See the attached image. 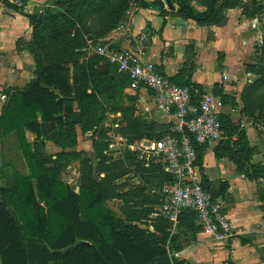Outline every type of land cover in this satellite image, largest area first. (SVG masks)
Returning <instances> with one entry per match:
<instances>
[{"label": "trees", "instance_id": "16d2710c", "mask_svg": "<svg viewBox=\"0 0 264 264\" xmlns=\"http://www.w3.org/2000/svg\"><path fill=\"white\" fill-rule=\"evenodd\" d=\"M175 1L177 13L202 23L221 20L223 10L241 0H205L201 10L191 0ZM122 3L54 0L52 5L24 12L32 26L26 47L33 56L35 77L21 88H5L8 96L0 109V144L6 134L14 131L28 172L13 169L11 184L0 185L1 264H192L173 252L181 247L178 235L182 225L191 231L195 228L196 211L183 209L178 230L172 234L169 221L152 214L160 196L151 189L167 178L165 172L156 165L145 166L130 152L125 159H107L103 153L106 133L102 128L92 139L98 157L96 170L104 172L98 178L86 151L64 149L76 142V124L82 131L91 130L100 124L108 109L121 111L123 123L119 130L129 140L143 135L159 138L169 130L166 122L134 115V105L124 102L123 88L130 81L127 73L118 71L111 62L103 71L98 68L103 56L85 53L87 38L113 27L110 22L127 8L126 2L123 6ZM148 3L143 1L141 5ZM153 3L162 13L165 11L161 0ZM88 16L100 18L97 29L85 21ZM247 69L254 77L241 92V112L256 118V111L264 113V46ZM170 78L190 85L194 97L200 94L188 78ZM100 99L105 100L101 110L97 107L102 106ZM73 112H79L78 122L71 120ZM219 118L225 135L219 142L235 144L231 153L241 151L249 158L255 146L248 143L244 129L226 114H219ZM27 130L34 132L33 141L27 138ZM42 136L62 149L55 156L45 153L39 139ZM190 136L196 162L202 165L207 143H198ZM74 159H78L80 171L77 190L61 177L62 169ZM132 169L141 183L120 190L127 179L124 183L116 179ZM203 186L209 190L204 177ZM113 197L121 200L122 216L106 204Z\"/></svg>", "mask_w": 264, "mask_h": 264}, {"label": "crops", "instance_id": "0c3cea01", "mask_svg": "<svg viewBox=\"0 0 264 264\" xmlns=\"http://www.w3.org/2000/svg\"><path fill=\"white\" fill-rule=\"evenodd\" d=\"M161 1L165 8L163 13L153 2L132 5L125 23L96 36L97 44L105 45L106 51L122 48L139 52L143 58L155 61L164 73L174 79L184 81L188 78L198 92L212 91L218 115L226 114L234 123H239L248 143L255 146L249 158H245L241 151L239 154L231 153L236 149L235 144L219 142L224 134L206 144L202 157L203 177L213 199L231 221L232 234L222 236L219 231L206 230L197 219L192 231L182 225L178 235L181 247L176 256L192 264H264V157L253 159L257 153L264 155V122L254 121L252 115L241 112V92L254 76L247 69V64L255 61V42L262 35L259 16L252 15L247 1L241 0L237 5L225 8L221 20L201 23L177 13L178 4L175 0L171 1L173 7L166 0ZM0 2V88H21L35 77L33 56L26 47L32 37V26L24 12L4 9V3ZM24 2L25 12L53 4V0ZM100 55L103 57L98 68L104 71L109 61L105 53ZM129 94L134 97L129 99ZM123 97L125 103L134 105V115L157 123L166 122V116L155 107L147 89H136L128 84L123 88ZM73 107L77 109L75 101ZM106 119H109L107 128L104 127ZM122 123L120 110L105 111L100 125L92 129L87 146L81 140L82 134L87 131H82L76 124V142L64 149L86 151L91 158L94 176L98 178L104 172L96 170L98 157L95 155L92 139L101 128L123 133L119 130ZM26 135L30 141L35 139L32 131L27 130ZM39 139L43 141L42 150L47 154L55 156L62 149L50 138L42 136ZM2 144L1 154H6L9 150L15 157L19 155V164L15 166L9 154L13 169L26 174L28 169L21 151L19 152V145L17 147L15 132L6 134ZM49 146L52 149L49 150ZM103 153L107 159L115 160L125 159L127 152L120 154L109 149L107 144ZM74 161L78 164L79 178L78 159L69 162L62 171ZM135 173L133 169L126 173L127 181L120 190L141 183ZM65 181L71 184V179ZM11 182L12 178L8 185ZM78 187L79 179L74 189L77 190ZM118 199H107V206L110 201ZM120 204L117 211L109 207L122 216Z\"/></svg>", "mask_w": 264, "mask_h": 264}, {"label": "built area", "instance_id": "2783aa9c", "mask_svg": "<svg viewBox=\"0 0 264 264\" xmlns=\"http://www.w3.org/2000/svg\"><path fill=\"white\" fill-rule=\"evenodd\" d=\"M1 1L23 5V0ZM94 52L105 53L118 71L127 73L130 87L147 89L155 107L166 116L169 124L168 132L159 138L141 136L129 140L123 133L113 131L106 139L109 149L114 145L113 150L118 153L130 152L145 166L156 165L167 174L160 186L151 189L160 196L152 214L166 218L172 234L178 230L182 210L190 208L196 211L204 229L219 231L222 236L231 235V221L203 186L202 165L196 162L190 136L193 135L198 143H209L222 137L213 92L204 91L194 97L190 85L173 81L155 61L143 58L139 52L122 48L106 51L105 45L100 44L94 47ZM5 97V94L1 95V99ZM116 181L124 183L126 175ZM148 227L153 229L152 225Z\"/></svg>", "mask_w": 264, "mask_h": 264}, {"label": "rangeland", "instance_id": "374dc122", "mask_svg": "<svg viewBox=\"0 0 264 264\" xmlns=\"http://www.w3.org/2000/svg\"><path fill=\"white\" fill-rule=\"evenodd\" d=\"M54 1V0H53ZM118 1H123L122 3V6L124 5V3L126 2V5H127V8L125 9V11L121 10L119 11L117 14V18L112 20L110 23H114V26L113 27H116L122 23H125L126 19H127V13H128V10L131 8L132 5L134 4H142L143 1H148V2H153L154 0H118ZM204 1L205 0H191V2L193 3V5L195 6V8L197 10H201L205 7L204 5ZM247 2V7H248V10L249 12L252 14V15H258L259 16V19H260V27H261V30H262V35L260 37V39L258 41L255 42V51H256V55H260L261 53V49L262 47L264 46V0H246ZM3 2V1H2ZM1 3V2H0ZM4 5H5V8L4 9H7V10H17V9H20L22 10L23 12H25L24 10V1H23V5H14V4H9V3H5L3 2ZM19 11V10H18ZM29 12H33L32 9L31 11ZM94 14H92L93 16ZM102 15H100V17L102 18ZM92 16H88L84 17L85 21L90 23L91 27H93L94 29H97L99 27V19L100 18H97V17H92ZM112 26L106 28V29H110ZM112 27V28H113ZM97 42L98 40L95 38L94 35H90L88 38H87V45H86V48L84 49L85 50V53L87 54H90V53H93L94 52V47L97 45ZM18 43V42H17ZM89 44H91L90 46H88ZM19 45V43H18ZM256 60V59H255ZM254 77V76H253ZM5 86H2L0 88V109L2 107V105L4 104V101L5 99L7 98L8 94L4 92L5 90ZM2 94H7L5 99H1V95ZM104 99H100V102H101V107L97 106L99 110H101L102 108H105L104 106ZM109 110V109H108ZM111 111V110H110ZM255 114L257 115L256 118H254V121H257V122H264V113L263 112H258L256 111ZM109 118L111 119L112 116H109ZM107 122H109V119H106V121H104V127H106V124ZM100 125V124H99ZM108 127V126H107ZM106 127V128H107ZM111 129L110 130H105V133H106V138L108 137H111ZM92 133V129L91 130H87V132L85 134H82L81 136V140L83 141V145L87 146L88 143H89V135ZM1 135H0V140H1ZM112 141V140H110ZM17 147H18V144H17ZM114 145L111 146L112 150L114 149ZM0 148L1 150H3V144L1 145L0 144ZM19 149V152H20V148L18 147ZM48 149H52V146H49ZM48 151V150H47ZM123 153H125L123 151ZM11 154V158L14 160L13 164L15 166H17V164H19V162L17 161L18 158H19V155L18 157H15V155L13 154V152H9V150L6 152V154H1V157H2V164L0 165V185H8L11 181V178H12V171H13V166L10 165V155ZM264 157V155L262 153H257L253 159L254 160H259V159H262ZM61 177L65 180H69L71 179V185H73V187L76 188V185L78 184V164H77V161H74L72 162V164L65 170H63L61 172ZM138 178L140 179H137L138 182H141V178L138 176ZM121 203V201L118 199V200H112L110 201L109 206L112 207L115 211L118 210V206L119 204Z\"/></svg>", "mask_w": 264, "mask_h": 264}, {"label": "water", "instance_id": "95a60500", "mask_svg": "<svg viewBox=\"0 0 264 264\" xmlns=\"http://www.w3.org/2000/svg\"><path fill=\"white\" fill-rule=\"evenodd\" d=\"M166 3L173 7L174 5L170 2V0H166ZM71 120L74 121V122H78L80 120V114L79 112H73L71 114ZM2 164V157H1V151H0V165Z\"/></svg>", "mask_w": 264, "mask_h": 264}]
</instances>
